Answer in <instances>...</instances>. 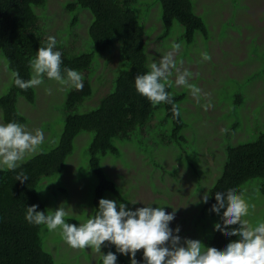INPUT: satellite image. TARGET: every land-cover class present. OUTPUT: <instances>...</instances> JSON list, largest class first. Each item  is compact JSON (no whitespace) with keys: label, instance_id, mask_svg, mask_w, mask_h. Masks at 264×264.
<instances>
[{"label":"rangeland","instance_id":"obj_1","mask_svg":"<svg viewBox=\"0 0 264 264\" xmlns=\"http://www.w3.org/2000/svg\"><path fill=\"white\" fill-rule=\"evenodd\" d=\"M73 1L46 0L43 6L34 7L39 30L43 31L42 37L54 36L60 41L57 43L68 51L76 47L70 55L92 52V43L87 34L92 17L88 10H77L80 25L75 28V37L69 26L67 31L64 30L75 16L64 7ZM191 2L194 13L207 27L208 38L195 32L188 44L182 39V25L175 21L169 35L159 39L163 26L161 6L157 0H135L132 6L145 32L147 66L170 51L173 43H180L182 47L175 57L177 67L181 71L187 69L192 72L193 77L189 82L201 89L202 99L197 103L189 89L175 85L173 70L170 80L174 83L169 87V92L171 95H183L179 106L183 121L189 123L183 130L186 143L182 147L167 143L171 123H161L165 121L161 107L145 126L133 131L132 140L114 142L119 155L107 154L100 161L104 173L126 200V210L157 206L164 207L166 213L175 211V218L169 227L172 230L180 228L178 235L181 242L184 239L199 240L206 247L207 236L216 219L208 214L204 225L198 222L199 217H203L200 201L221 173L225 146L245 140L232 142L228 138L229 133L245 138L246 133L251 134L258 128L264 130V0ZM204 52L211 56L210 61H202ZM101 53H105L104 56ZM107 54L112 57H107ZM93 63L97 65L90 80L92 94L75 108L77 113L96 108L101 98L113 91L114 79L119 71L129 67L121 55L120 41L116 38L108 50L95 52ZM31 75L30 70V78ZM11 83V71L0 52V97L7 93ZM33 89L34 102L29 103L17 96L16 109L25 118L23 125L27 131L34 133L37 129L43 130L44 142L34 154L26 155L23 161L57 145L66 114L64 101L73 88L45 78L42 85ZM46 89H50L51 94ZM237 97L242 98V103L235 107ZM213 101L215 105L211 103ZM207 103L212 107L205 111L203 105ZM0 124H4L1 109ZM93 136L92 131L79 132L63 169L51 177L41 178L38 186L40 200L47 201L46 212L64 207L68 213L65 221L71 224L69 220H73L77 226L93 216L95 211L94 193L98 181L88 164V147ZM190 159L197 169L194 174ZM260 182L254 180L242 186L246 201L255 205V209H250L245 217L254 226L264 222V195L258 187ZM103 199L116 201L108 192ZM40 236L43 249L51 254L56 264H103L102 255L107 253L106 243L101 247V253L91 248L72 249L62 239L59 229L49 231L44 225ZM120 256L130 264L128 255ZM135 259L138 264H145L142 250L136 253ZM116 264L120 262L116 260Z\"/></svg>","mask_w":264,"mask_h":264},{"label":"trees","instance_id":"obj_2","mask_svg":"<svg viewBox=\"0 0 264 264\" xmlns=\"http://www.w3.org/2000/svg\"><path fill=\"white\" fill-rule=\"evenodd\" d=\"M157 1L161 6L163 26V31L159 35L160 40L169 35L174 21L182 25V39L187 44L191 43L195 32H200L204 38H208L207 27L194 13L191 0ZM45 2L46 0H0V52L7 62L8 69L18 71L19 76L24 80L30 79L29 61L35 58L39 47L47 45L48 37H42L43 31L39 30L37 23L38 16L33 11L34 7H41ZM134 2L135 0H75L65 5V10L75 15L64 29L66 30L69 26L73 37H75V28H78V24L80 25L77 10L86 9L92 17L87 29L92 43V52L70 55L76 47L68 51L59 43L55 49L62 53L61 68L66 67L81 72L84 87L82 91L73 88L66 95L63 128L54 148L37 153L19 163V167L14 171L0 168V264H56L51 254L42 247L40 230H43V225L28 223L25 220L26 208L37 205V211H45L47 214L45 206L47 201L40 200L38 195L39 182L41 178L51 177L63 169L66 158L72 152L73 140L79 132L92 131L94 133L88 147L89 168L98 181L94 193L93 216L96 214L98 201L106 192L110 193L117 202L126 204L116 184L104 173L100 161L107 154L119 155L115 141L124 143L132 140L133 131L145 126L157 113L156 110L162 107L165 121L161 123L165 125L168 121L171 123L167 143H174L180 147L186 143L183 130L189 125L188 121L185 123L181 114L174 119L170 104L153 106L135 90V77L145 74L150 69L146 62L145 52L147 50L144 49L145 32L135 16L132 7ZM114 38L120 41L121 55L129 67L119 71L114 79L113 91L103 96L96 108L83 113L75 112V108L92 94L90 80L93 68L97 65L93 63L95 52L108 50ZM57 42L60 41L57 40ZM101 54L104 56L105 53ZM102 55L99 56L102 57ZM109 55L107 54V57ZM166 91L170 94L169 87ZM17 96L33 103L34 89L21 90L12 81L7 93L0 97L4 124L25 122V118L16 109ZM171 96L173 102L178 105L183 100L182 94ZM211 103L215 105L214 101ZM241 103L242 98L237 97L234 106H240ZM229 135L228 138L232 142L245 140L235 144L228 143L225 146V160L221 173L208 191V202L200 206L203 217L200 216L198 220L204 225L209 216L216 219V222H212L205 246L206 248L215 247L218 250H223L228 243L236 241L238 237H227L219 231H214V225L222 223L220 217L223 213V209L220 214L210 211L212 205L216 203L215 194L227 192L229 189H235L238 194H242L244 184L261 180L257 185L264 195V130L258 128L251 134L246 133L245 138H238L232 133ZM221 147L223 150L222 145ZM193 149L196 150L194 147ZM191 161L190 159L189 164L194 174L197 169L194 164L190 163ZM21 171L29 177V180L24 183L15 179L17 173ZM69 222L75 224L73 220ZM106 247L107 253H114L120 264H127L115 251L114 245L106 242Z\"/></svg>","mask_w":264,"mask_h":264},{"label":"clouds","instance_id":"obj_3","mask_svg":"<svg viewBox=\"0 0 264 264\" xmlns=\"http://www.w3.org/2000/svg\"><path fill=\"white\" fill-rule=\"evenodd\" d=\"M54 36L47 38V45L39 47L35 58L29 61L32 71L31 78L24 80L18 71H11L14 85L21 90L38 87L44 79L56 81L68 88L82 91L83 76L76 70L61 68L62 53L56 49ZM180 43H173L171 50L158 61H153L145 74L134 79L136 92L147 99L153 106L170 104L173 118L180 116V106L173 102L172 96L166 91L172 86L170 77L175 70V85L189 89L192 97L199 103L201 89L189 81L193 73L177 67L176 54L181 49ZM202 61L208 62L211 56L202 53ZM51 94L50 89H46ZM206 95V94H205ZM210 103L204 104L207 111ZM44 142V132L26 130V126L17 122L0 124V167L16 170L19 162L28 154H34ZM16 181L24 183L28 175L18 172ZM209 194L204 193L200 202L207 203ZM216 203L210 211L220 214L222 223L214 225V231H219L227 237H238L223 250L215 247H204L199 240L184 239L178 235L180 228L170 229L169 224L175 218V211L166 213L164 207L143 206L135 211L126 210L124 203L114 200L100 199L96 214L87 218L79 226L65 221L68 215L64 207L55 211H37V205L27 207L25 220L34 225H44L49 231L60 230L64 242L72 249H94L101 253V247L107 242L114 245L121 255H128L130 264H138L135 259L138 251H143L145 264H264V222L255 226L245 217L254 204H249L243 194L235 189L215 194ZM135 204V203H134ZM238 226V227H233ZM117 256L109 252L102 255L103 264H116Z\"/></svg>","mask_w":264,"mask_h":264},{"label":"bare ground","instance_id":"obj_4","mask_svg":"<svg viewBox=\"0 0 264 264\" xmlns=\"http://www.w3.org/2000/svg\"><path fill=\"white\" fill-rule=\"evenodd\" d=\"M75 22V21H74Z\"/></svg>","mask_w":264,"mask_h":264}]
</instances>
